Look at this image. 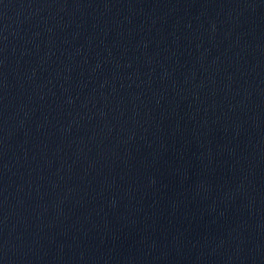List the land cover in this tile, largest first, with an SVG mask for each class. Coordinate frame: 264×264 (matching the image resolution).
<instances>
[{"label":"water","instance_id":"1","mask_svg":"<svg viewBox=\"0 0 264 264\" xmlns=\"http://www.w3.org/2000/svg\"><path fill=\"white\" fill-rule=\"evenodd\" d=\"M0 264H264V0H0Z\"/></svg>","mask_w":264,"mask_h":264}]
</instances>
